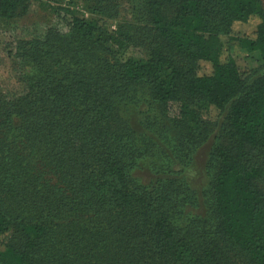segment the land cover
Instances as JSON below:
<instances>
[{
    "label": "trees",
    "instance_id": "trees-1",
    "mask_svg": "<svg viewBox=\"0 0 264 264\" xmlns=\"http://www.w3.org/2000/svg\"><path fill=\"white\" fill-rule=\"evenodd\" d=\"M52 1L67 30L18 41L23 88L0 87V264H264L263 1L133 0L114 32ZM217 128L201 201L188 172Z\"/></svg>",
    "mask_w": 264,
    "mask_h": 264
},
{
    "label": "rangeland",
    "instance_id": "rangeland-1",
    "mask_svg": "<svg viewBox=\"0 0 264 264\" xmlns=\"http://www.w3.org/2000/svg\"><path fill=\"white\" fill-rule=\"evenodd\" d=\"M262 1L264 6V0ZM57 3L58 2L52 0H43L42 2L33 0L30 9L24 15L9 21L0 20V87L5 88L9 92H13L14 90L21 91L23 88V86L21 87L19 84V78L23 70L21 61L10 54V51L14 49L18 41L43 38L47 29L51 27L61 31L67 30L66 20L57 15L52 8V6H55ZM134 4L135 2L133 0H122L118 15L109 17L93 10L91 2L84 0H73L70 4L64 2V5L71 7L78 15L86 19L98 21L103 28L111 32L121 29H133L134 24L138 21ZM236 30L240 35H246L251 31V26L237 25ZM237 45L230 48L231 53H236V49L238 52L240 51L239 53L244 54L245 52L248 54L246 62L244 59L240 60V62L243 65L259 69L262 64L261 53L259 51L247 53L246 50L239 46L237 47ZM130 49L136 58L140 60L146 58V50L134 46ZM179 109L180 106L178 103H170V105H168V111L171 117L176 116L179 113ZM208 117V114L204 115V118ZM218 131L219 128L215 129L207 140L200 145L195 153L194 163L188 172L195 188L199 192L201 201H204L206 190L209 186V177L205 167Z\"/></svg>",
    "mask_w": 264,
    "mask_h": 264
},
{
    "label": "built area",
    "instance_id": "built-area-1",
    "mask_svg": "<svg viewBox=\"0 0 264 264\" xmlns=\"http://www.w3.org/2000/svg\"><path fill=\"white\" fill-rule=\"evenodd\" d=\"M66 1H68V0H66Z\"/></svg>",
    "mask_w": 264,
    "mask_h": 264
}]
</instances>
